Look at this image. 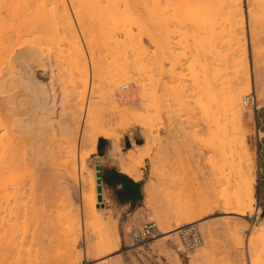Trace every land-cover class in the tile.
<instances>
[{
  "label": "bare ground",
  "instance_id": "6f19581e",
  "mask_svg": "<svg viewBox=\"0 0 264 264\" xmlns=\"http://www.w3.org/2000/svg\"><path fill=\"white\" fill-rule=\"evenodd\" d=\"M46 1H49V4H45ZM46 1L43 2L45 8L43 6L42 9L43 11L44 9H46L45 13L47 12V14L50 11V21L52 22L51 24H53V28H55L52 30V32L54 31V36L56 38L53 36L54 38H51V41H53L55 45L58 44L57 47L59 48V52L61 51L59 54L60 57L64 56L62 57L63 59L68 57L66 59L69 61L71 74L75 73L78 75V77H74L72 89H70L71 93L69 91L68 94L66 93V97L62 99V97L60 96V90H58L57 87L58 83L56 81L53 53L49 51L50 49L46 53L43 51L44 47L41 46L43 44L40 45V48L38 46L39 43H36V45L35 43L33 44L31 42V46L29 45L27 46V48H20L16 46L18 41L16 44L14 43L15 45L11 43L12 41L10 42L13 37L18 38L22 36V25L20 28V25L18 24V22H20V16H23L20 15L22 13V11L20 10V6L22 8V3L21 0H5L4 2L8 4L6 7L7 10H4L3 8L5 7L3 6V8H0L3 9V11H6V14H3L0 10V113L2 112V110L3 112H12L13 109L9 106V104H12L11 102H17L18 105L22 104V102L24 101L23 97H20L21 95L19 96L18 94H16L18 92H12V90H15L17 87H19V84H23L27 85L31 90L30 92H32L31 99L34 103L33 113L35 117L30 116V118H22L23 120H21V117L19 118L18 116H16L18 118L12 117L14 119L9 120V118L6 121L9 120L11 125H14L15 127L17 126L19 128L26 127L24 125H32L33 130L40 126L52 127L53 129V127L57 123L60 124L59 134H61V139H63L59 145H65V148H61H63V150L66 149V152L63 151L61 153H65V155L67 153L66 156H68V158L66 156L65 158L61 157V159L63 160L61 165L65 168V170H67L68 173L77 169L76 157L78 152V156L80 159L79 168L81 173V184L82 186L83 184L85 186L88 185V190L90 189L89 193H83V206L85 209H83V211H86L85 213L86 216L88 215L87 217L90 216L92 219L94 218V220L96 219L97 221L102 220L103 222L107 217V223L105 221V223L108 224L107 226H109V223H111V226L113 225L112 228L109 227L108 229L107 227L108 230L106 231L109 232H105L106 234H104V236H101L102 239L100 238V242L99 240H97L98 243L96 242L97 244L95 243L94 248L92 247L96 250L99 256H106L119 249L120 235L117 233L116 238L113 239V237L115 236L113 234V231L114 229H116V223L114 222L115 218H113L111 214H108L106 209H103L101 211V207L99 208V206L97 205V198L98 194L100 193L94 177L95 174L91 173L89 174V176H82V169L85 167V162L90 153L81 151L82 149L80 148L81 146H85L96 151L98 140L100 137L109 139L115 138V134L110 130L112 125L114 124L113 117L116 115L128 117L126 118L125 123L121 125V127L126 130L137 125L147 129L148 132L145 133V141L142 144L134 143V146L132 148H129L125 153L122 152L121 145L117 144L111 150V155H113L112 157H114V159L118 161L123 172L129 174L137 180H140L143 178L144 174L143 167L145 165V159L151 155L152 149L155 145L154 143H156L152 134L153 126L150 125V123L152 122H150V115L148 114L147 110L138 113L132 108L120 109V106L123 102L120 103L122 99L120 100V102L117 100L116 97L119 96V94H116L117 96H114L112 100L113 105H111L112 107L107 110V112L104 109V106L101 104V100L98 99L95 101L94 99L92 106L91 104H89L86 108L82 128L79 127L80 124L78 123H80V114L82 112L81 100L85 98L89 85V66L86 62L82 41L80 39V36L78 35L72 17L70 16L68 8L66 6V0ZM0 2L3 1L0 0ZM71 2L75 4V12L79 16L83 33L85 35L87 34L86 37H89L90 30L88 29L90 27H88L87 29V27L84 25V15H87L88 9H90L91 12H93L90 19L95 22L97 26H92V30L98 29L97 34L100 35L96 38L95 36L92 37L94 38L93 40H99L97 41L100 42V44L98 45L99 48L101 45V50H105L111 53L116 58L124 59V61L119 65L118 71L116 72L117 78L114 82H116L117 84L115 85H118L123 81H134L135 79L141 80V76L148 71V67L151 65H156L158 69L162 71L165 68L164 62L167 61L170 63V67L168 68L169 74L172 80L176 82V85L173 88L175 96L174 98L177 97V99L179 98L180 101L184 93H182V90H184L182 89L184 74L180 70V67L183 66V60H191L189 68L193 76L194 84L205 98V100H203L201 97L198 100L199 105L206 113V115L211 118L212 126H215L216 128L215 130L214 128H212L213 130L210 128L211 130L209 132L210 136L212 137L211 140H214V144L215 142L218 143L217 146L220 147L225 138L229 140L227 132L229 130H232L236 136L235 139L238 141L237 152L239 154L238 157L240 162L239 173L244 180V194L236 200V205L238 206V210L236 213L244 214L247 209L253 211L254 204L256 202V196L254 193V180L256 175V148L250 144V137L248 138L249 131H247V128L249 129L250 127H248V125H251L252 129L250 128V130H252V132L254 131L255 118L253 113L251 111L249 112L248 109L246 110L249 113H245L246 107H244V104L242 102V95L251 89V84L253 81L257 83L256 87L259 91V109L264 106V57L257 56V59H254L256 61V63H254L255 69L252 68V65H250V62L248 61L246 52V18L243 0H71ZM32 3L34 2L32 1ZM47 5L51 7H49L48 10L46 8ZM251 9L252 8H249V11H252ZM19 10L21 12H19ZM249 15L252 17L251 12ZM47 21L42 22L47 23ZM26 22L24 23L26 24ZM43 23L39 24L43 25ZM33 24L31 26H33ZM60 30L62 33H60ZM253 31L252 32L254 33V36L252 37L254 38L252 40H254L253 47H255V49L253 50L258 54L259 50H257L256 48L259 46L261 38L259 37V32L256 31L258 34L255 32V28ZM90 39L88 42L90 43L89 46L91 45L94 49L95 43L96 46H98V42H93V40ZM7 41L8 43H6ZM61 43H65L67 46L64 44V47H60ZM64 48L67 50L66 53ZM130 57L133 59V63L130 61ZM63 59L61 60L63 61ZM37 67H42L47 70L50 77L47 82L38 79L35 76L34 69H36ZM24 70H27L29 76L24 75ZM222 73H224V78L222 77ZM92 76L94 78L93 70ZM136 76L137 78H135ZM218 84H223L224 86L222 85L219 87ZM141 85H143L144 87V84ZM79 87H82V89H79ZM118 87L119 86H116V88ZM8 92L9 94H7V96H2ZM10 92H12V94ZM132 96L133 95L131 94V98ZM121 97L124 101L128 96ZM64 101L66 102V106ZM182 101L184 100L182 99ZM62 102L64 103V105ZM176 103L180 104L178 102ZM61 105L62 107L65 106L62 109L63 111H59V107H61ZM15 111L16 110H14V112ZM8 114L9 113H7L6 117H10L8 116ZM60 117H62L64 120L66 118L65 122L63 121V119H60ZM3 124L5 128L6 123ZM9 126L8 128L10 129ZM57 127L59 126L57 125ZM5 129L7 130V128ZM6 130H4L5 134L7 133L10 136L6 138L7 135H4V137L6 136L5 138L7 139V141L4 137L3 138L5 140L0 137V145L2 147H6L9 145V147H7L8 149L10 148V145L11 147L12 145H17L16 147H18V143L21 140H19L18 143H16L17 141H15L16 144H13V140L15 137L12 138V135L8 133V130ZM40 130L41 129H39V131ZM259 133L261 134L262 131L259 130ZM15 134L17 135V133ZM16 138L18 139L17 136ZM2 147L0 149V152L2 150ZM12 149H14V147ZM12 149L10 150L12 151ZM19 149H17V151ZM6 151H3V155L0 154V241H3L0 244H2V246L4 245L2 248L5 249H0L2 251L4 250V252L1 251L2 254L0 255V264H57L60 261L61 262L59 264H70V261L72 262L73 260L72 257H74L75 251L78 255L80 252L78 248L79 236H77V232L81 231V220L79 214L80 211L78 212L79 208L77 209L78 206H76L75 210V207L73 208L72 205L68 204V206H70L67 208L68 211L65 210V212L63 210V215L59 213V215L57 214L59 217L57 216L58 220L56 223L58 225H56L57 228L59 227L60 230L62 229L61 239L63 242V246L61 247H64V250L60 255L61 258L63 255V259L56 263L55 260L59 257L58 255L57 258L54 256L55 260L52 261L53 257H47L46 254L43 253L44 250L41 252V250L45 246L41 249V246L44 244H42L43 240L41 239H43L44 236L40 237V232H38L37 230H32L35 234H31L34 236L31 237L33 239H30L28 237L30 240H27L28 238L26 236L29 235H27L28 233H25V229L23 233L22 228H24L25 225H23L22 221H20V213L21 215H24V217L29 215L28 213L31 214V212L32 216L36 215L37 213L33 215L35 209H33L32 207L34 205H31V208L33 210H31L30 212L27 208L28 205L26 204V202L24 201L25 203H22V201L19 200L21 199V197H23L21 196V193L23 192L20 193V189L22 187H19V184L22 183L19 182L20 180H18V173L21 171H17V173L13 172L17 167V164L19 163L16 160L20 157L19 153L17 154L18 156H16L13 153L15 151L14 149L13 152H9L11 153V155L16 156V158L13 156H8V158H5L4 154L6 155V153L4 152ZM32 152L35 153V150H32ZM15 153L17 152L15 151ZM24 153L25 152L23 151V155ZM66 158L67 160H65ZM15 165L16 167L14 168ZM18 168H16L15 170L20 169ZM24 168L26 167L24 166ZM76 171L77 170H75V172ZM13 173L17 174V179H15L16 175H14ZM17 180L19 184H17ZM11 186L13 188L10 189ZM155 188L157 187L152 179H149L144 185V191L146 195L145 201L147 206H155L154 203L152 204V202L155 201ZM10 196H13L12 198H14L13 200L16 202L15 204L14 202H12L14 206H12L13 204L9 201ZM156 202L157 201H155V204ZM25 204L27 206H25ZM175 208L174 210L176 211ZM160 211L163 210L161 209ZM177 211L175 213H159V215L156 216L158 217L157 219L160 224H163V227H161L162 237H157L161 239L163 243L166 240L170 239L176 240L178 238L179 228L182 226V224L192 223L197 218L196 215L190 214L187 210H184V212L182 210L178 212ZM140 215L138 214L137 216ZM24 217L23 219H25ZM172 219H177L176 225H170ZM85 222L82 223L84 224ZM99 222L101 223V221ZM26 229H28V227H26ZM37 232L38 236H36ZM29 233L32 232L30 231ZM51 233L53 232L51 231ZM57 238L60 239L58 235ZM159 239H157V241H159ZM60 240L59 244L61 243ZM26 241H28L29 243H27ZM30 243L32 245L29 246ZM203 247L204 246L196 248L192 253L188 255V264H201L204 261L207 256V251ZM47 250L45 251L46 253ZM248 251H250L249 248ZM51 253L50 255H55ZM70 254H72V256ZM174 254L175 255L170 256V263L183 264V260L180 255L178 253ZM71 258L72 260H70ZM249 261L250 264H252V261ZM101 262H103V260Z\"/></svg>",
  "mask_w": 264,
  "mask_h": 264
},
{
  "label": "rangeland",
  "instance_id": "374dc122",
  "mask_svg": "<svg viewBox=\"0 0 264 264\" xmlns=\"http://www.w3.org/2000/svg\"><path fill=\"white\" fill-rule=\"evenodd\" d=\"M2 1L3 2H0V8L3 7L6 8L8 4L4 2L5 0ZM32 1L34 3H32ZM45 1L46 0L44 1L21 0L22 8L20 6V10L22 11V13L20 15L23 16H20L19 19L20 22L18 21L17 22L20 25V28L22 25V30H21L23 31L22 33L24 32L25 33L24 34L21 33L22 36L18 38L11 37L12 40H10V42L12 41L11 42L12 44L14 43L16 44L18 41L16 46L20 48H24V47L27 48V46L29 45L31 46L32 43L33 44L39 43L38 44L39 47L41 44H43L41 46L44 47L43 51L46 53L50 49L49 51L53 53L56 81L58 83L57 87L58 90H60V96L63 99L66 97V93L68 94L69 91L71 93L70 89H72L74 77H78V75L75 73L71 74V67L69 65V61L66 59L68 57L64 59L62 58L64 56L60 57L59 54L61 51L59 52V48L57 47L58 44L55 45L54 42L51 41V38L55 37L54 31L52 32V30L55 28H53L52 26L53 24H51L52 22L50 21V15H51V14L49 15L50 11L47 14V12L45 13L46 9H44V11L42 9L43 6L45 8V5H43L44 4L43 2ZM263 1L264 0H243V6H244L245 18H246L245 28L247 35L246 52H247L248 61L250 62V65H252V68L254 69H255L254 63H256L255 60L257 59V56L264 57ZM47 3L49 4V1L48 2L46 1L45 4ZM66 4L69 14L74 22V26L82 41L86 62L88 63L89 66V85L85 98L81 100L82 112L80 114V123H78L80 124L79 127L82 128L86 108L89 104H91L92 106L94 99L95 101L98 99L101 100V104L104 106L106 112L112 107L111 106L113 105L112 100L114 96L116 97L118 94L119 96L116 97L117 100L120 102V100L122 99L120 103L123 102L120 106V109L132 108L138 113L147 110L148 114L150 115V122H152L150 123V125L153 126V127L151 126L152 134L156 143H154L155 145L152 149L151 155L145 159V165L143 167V170H145L146 173L145 181L147 182L149 179H152L157 187L155 188V194H154L155 197L154 199L157 202L156 204L155 201L152 202V204L154 203L155 206L153 207L151 205L150 207L147 206V204L143 201L142 204L140 205L141 208L139 207L136 210L138 212L136 211L124 212L122 209L116 207L113 204V202L109 199L105 190H103V187L99 185L98 170L95 167L94 161L91 159L92 154L95 151L89 147L81 146L80 148L82 149L81 151H86L90 153V155L88 156L85 162V167L82 169V176H89V174L91 173L95 174L94 177L97 182V186L100 193L98 194L97 205L99 206V208L101 207L100 208L101 211L103 209H106L108 214H111L113 218H115L114 219L115 221L114 220L113 221L116 223V229H114L113 231L114 233L110 232L115 235L114 237L112 236L113 239L116 238L117 233L120 235L119 249L106 256H99L96 250L93 249L95 243L97 242V240H99L100 242L101 236H104V234H106L105 232H107L106 230H108L109 227L112 228L113 225L111 226V223L108 222L109 226H107L108 225L106 224L107 223L106 220L108 219L107 217L106 220L103 221L104 223L106 221L105 223L106 225H105L102 222V220H99L101 221L100 223L96 219L95 220L94 218L92 219L90 216H89L90 218L87 217L88 215L86 216L85 213L86 211H83L84 209L83 193L84 194L89 193L90 189L88 190L89 188L88 185L85 186L83 184V186H85L83 187L81 184V179H80L81 173L79 168L80 159L78 156V152L76 157V163H77L76 165L77 169H75L77 170L76 172L75 170L69 172L70 173L69 175L67 170H65V168L61 165L63 161L61 157L65 158L67 153L66 155L65 153H61L63 151L66 152L65 151L66 149L63 150V148H65V145L63 146L59 145L63 139V138L61 139L62 136L61 134H59L60 124L57 123L53 127V129L52 127L40 126L41 128L38 127L39 129H41L40 131L38 128L34 129L36 132L33 130L32 125L30 126L24 125L26 126L24 128L23 127L19 128L17 126L15 127L14 125H11L9 120L14 119L16 116H18L19 118L21 117V120L28 117L30 118V116L35 117L33 113L34 103L32 102L33 100L31 99L32 92H30L31 90L27 85L19 84L18 85L19 87H17L15 90H12V92L14 91L18 92L16 94H18L19 96L21 95L20 97H23L25 102L23 101L22 104H20L21 106L18 105L17 102H11L12 104L11 105L9 104V106L13 109L12 112H6V111L3 112L2 110L3 113L2 112L0 113L1 116L0 137L3 138L4 135H7V137L6 136L5 137L8 138L10 136L7 133L5 134L4 130H6L5 128H7V130L9 131L8 133L12 135V138L15 137L13 140V144L18 143L19 140L21 141L18 143V147H16L17 145L16 146L12 145L11 147L10 145L9 149L7 148L9 147V145L6 147H2L0 145V149L2 147L0 154L3 155V151L7 150L6 152H4L7 155L6 156L4 154L5 158L6 157L8 158V156L11 157L13 156L16 158V156H18L17 155L18 153L20 155L19 158L17 157L19 161L18 159H16L17 162H19L17 164V167L16 165L14 166V168L15 167L18 168L19 166L20 169L18 168L19 170H15L16 169L15 168L13 171L16 173L17 171L18 172L21 171L18 173L19 178L17 177L16 173H13L14 175H16V178L15 177L14 178L15 179L18 178V180H20L19 182L22 183L19 184L17 180V184L20 185L18 186L20 188L22 187L20 189V193L23 192L21 193V196L23 197H21V199L19 200L22 201V203L26 202V204L28 205L27 208L30 212L33 209L36 210V211L34 210L33 215L37 213L36 215H34L35 218L34 216H32V212L31 214L28 213L29 214L27 215L28 217L27 216L24 217V215H21L20 213V221H22L23 225H25V227L22 228L23 233L25 229L26 231L25 233H28L27 235H29L26 237L33 239L31 238L34 237L33 235L35 234L33 231L37 230L38 232H40L39 236L41 234L40 237L44 236L43 239L40 238L41 240H43L42 244L44 243L41 246V249L42 247L45 246L42 250L40 249L41 252L44 250L43 253H45L47 257L49 258L53 257L52 261L55 260L54 256L56 258L59 256L60 258L58 257L57 258L58 260L57 259L55 260L56 263L62 260L63 255L62 258L60 256L64 250L63 249L64 247H61L63 246V242L61 239L62 229L60 230L59 227L57 228L58 224L56 222L59 217L58 215L62 214L63 210L68 211L67 208L70 207L68 206V204H70L72 205L73 208L75 207V210H76V206H78L77 209L79 208L78 212L80 211L79 214L81 220V231L77 232V236H79L78 248L80 252L78 251L79 252L78 255L76 254L75 251L74 257H72L73 260L72 258L70 259L72 260L73 263L70 261V264H117V263L118 264L119 263L120 264H150V263L171 264L170 256L175 255L174 253H178L180 255V257L183 260V264H188L189 262L188 255L192 253L194 250L189 252L188 254L183 251V245L179 238V233H178V238L176 239L177 241L175 239H170V240H166L163 243L161 239L157 238V237H162L161 227H163V224L161 225L157 219L158 217H156L159 215V213H165V212L175 213L177 210L178 211L182 210L183 212L184 210H187L189 211L190 214L197 216L194 222L198 223V226L200 227L204 237V243L200 247L204 246L203 248L207 251V256L201 264H237V263L250 264L249 260L252 261V264H264V204L260 203L262 209H259L258 206L259 177L263 176L262 173H260V169H259L260 163L263 164V169H264V151H262V149H264V106L258 111H255L254 109H250L247 107L245 108V113L247 114L251 111L255 118L254 131L252 132V130H250V128L252 129L251 125L250 126L248 125V127L250 128L249 129L247 128V131L251 132V133L248 132V138L250 137L249 141L251 142L250 144L256 148V154H255L256 175L254 180V193L256 196V202L254 204L253 211L247 209L244 214H237L236 212L238 210V206L236 205L237 203L236 200L240 198L241 195L244 194L243 192L244 180L239 173L240 162L238 157L239 154L237 152L238 141L235 139L236 136L232 130H229L227 132L229 140L225 138L220 147L217 146L218 143L215 142L214 144L213 143L214 140L213 141L211 140L212 137L210 136L209 131L212 128H214V130L216 128L215 126H212L211 118L206 115V113L199 105L198 100L201 97L203 100H205V98L194 84L193 76L189 68V64L191 63V60L190 59L183 60V66L180 67V70L184 74V79L182 81V85H183L182 89H184L182 90V93L183 92L184 93L180 101L179 98L178 99L177 97L174 98L175 96H174L173 88L176 85V82L172 80L169 74L168 68L170 67V63L167 61L164 62L165 68L162 71L159 70L156 65H151L149 66L150 68L148 67V71L141 76V80L135 79L134 81L132 80L123 81L120 82L118 85H115L117 84L116 82H114L115 79L117 78L116 72L118 71L119 65L124 61V59L116 58L111 53L105 50H101L100 49L102 48L101 45L100 48L98 45L100 44V42H98L99 40L98 39H96V41L93 40L94 38L92 37L95 36L96 38L99 37L100 35L97 34L98 29L92 30L93 27H97V26L96 23L90 19L93 12H91V10L88 9L87 15H84V25L87 27V29L88 27H90L88 29L90 30L88 38L89 39L92 38L90 40H93V42H98L97 43L98 46H96L95 43L94 49L91 45L90 47L89 46L90 43H88L89 39L86 37L87 34L85 35L83 33L81 29L79 16L75 12L76 10L75 4H73L71 0H66ZM49 7H50L49 5L46 6L47 10L49 9ZM5 8L3 9L7 10V8L6 9ZM249 8H252L251 9L252 11H249ZM3 9H0L1 12L3 14H6L5 13L6 11H3ZM20 10L19 12H21ZM39 10L42 11L40 12ZM250 12L252 17L249 15ZM45 18L49 20L47 21ZM42 21L43 22L47 21V23H43ZM24 22H26V24ZM39 23H43V25ZM32 24L33 26H31ZM254 28H255V32L256 31L259 32L260 35L259 37L261 38L259 42V46L256 48L257 50H259L258 54L253 50L255 49V47H253L254 40H252L254 38L252 37L254 36L253 33ZM61 30L60 33H62ZM251 40L253 41V43ZM8 41L6 43H8ZM64 44L61 43L60 47H64ZM66 51L67 50L65 49V53ZM61 59H63V61ZM59 60H61L62 62ZM64 60H66L67 62ZM130 61L133 63V59L131 57H130ZM92 70H93L94 78L92 76ZM250 70H251V66H250ZM23 73L25 76L26 75L29 76L27 70L26 71L24 70ZM34 73L38 79H41L45 82H47L50 79L49 74L45 68L37 67L36 69H34ZM223 74L224 73H222V77ZM135 78H137V76ZM124 84H129V88L127 90L122 89V86ZM141 84H144V87ZM222 85L218 84L219 87ZM116 86L119 87L116 88ZM256 86L257 83L252 81L251 89L242 95V102L244 96L250 93L252 90H255L257 96H259V91ZM25 87H27L28 89ZM79 89H82V87H79ZM12 92L10 93L12 94ZM7 94H9V92L5 93L2 96H7ZM131 94L133 95L132 98H131ZM121 96L124 97L128 96L126 100H124L125 102L123 101V98ZM259 98L260 97H258V99ZM182 99L184 101H182ZM176 102L180 104H177ZM64 103L66 106L65 101ZM259 105H260V101L258 104V108ZM64 107H62L61 105V107H59V111H63L62 109ZM246 109H248L249 112H247ZM14 110L16 111L14 112ZM7 113H9L8 116L10 117H6ZM113 118H114L113 119L114 124L112 125L110 130L115 134V138L112 139L113 141L115 140L114 145L116 144L120 145L119 143L120 139L123 137V135L126 132L129 131H137L140 135H142V143H144L146 138L145 133L148 132L147 129L136 125L125 130L124 128L121 127V125L125 123L126 118L128 117L116 115ZM7 119L9 120L6 121ZM60 119L63 118L60 117ZM65 120L63 119L64 122ZM3 123H6L5 128ZM57 125L59 127H57ZM8 126L10 127V129L8 128ZM24 129L27 131H25ZM259 129L260 131H262L261 134L259 133ZM12 130L15 132H13ZM15 133H17V135ZM259 134L261 140H259ZM16 136L18 137V139L16 138ZM22 136H23V140H22ZM15 141L17 142L15 143ZM35 146H38L39 148ZM13 147L17 153H15L14 149H12ZM10 149H12V151ZM17 149L19 150L17 151ZM32 150L33 151L35 150V153L32 152ZM9 151L10 152L14 151L13 153L16 156L11 155ZM23 151L25 152L24 155H23ZM66 157L68 158V156ZM67 158L65 160H67ZM20 166L23 167L21 168ZM24 166L26 168H24ZM21 179L23 182L21 181ZM11 188L13 187L11 186L10 189ZM261 195L264 198V180L261 182ZM12 197L13 196H10L9 201L11 203L14 202L15 204L16 202L13 200L14 198ZM14 204L12 206H14ZM26 204L25 206H27ZM31 205L32 206L34 205L32 207L33 209L31 208ZM174 208L176 209V211L174 210ZM158 209L160 210L162 209L163 211H160ZM138 214L139 215L141 214L140 215L141 217L137 216ZM23 217L25 219H23ZM24 220L25 221L28 220L26 221L27 223ZM147 220H154L159 226L157 230V237L151 239L146 244L137 245L136 243H134L132 239V231L137 228H140L142 224ZM176 221L177 219L176 220L172 219L170 225L172 224L176 225ZM82 222L85 223L83 224ZM183 225L185 224H182V226ZM26 227H28V229H26ZM57 229H59L60 231ZM46 230L47 231L49 230L48 233ZM30 231L32 233H29ZM51 231L53 233H51ZM38 232L36 236H38ZM57 235L60 237L61 240L57 238ZM29 238L27 240H30ZM157 239H159V241H157ZM46 240L49 242H47ZM59 240L62 244L61 243L59 244ZM1 242L3 241L1 240L0 243ZM26 242L29 243L28 241ZM30 245L32 244L30 243L29 246ZM0 246H1L0 249H4L2 248L4 245L2 246V244H0ZM248 248L250 251H248ZM4 250L3 251L0 250V255L2 254L1 251L4 252ZM46 250L47 253L45 252ZM51 252L55 255L53 256L50 255ZM72 254L70 255L72 256ZM102 260L103 262H101Z\"/></svg>",
  "mask_w": 264,
  "mask_h": 264
},
{
  "label": "crops",
  "instance_id": "0c3cea01",
  "mask_svg": "<svg viewBox=\"0 0 264 264\" xmlns=\"http://www.w3.org/2000/svg\"><path fill=\"white\" fill-rule=\"evenodd\" d=\"M141 140L142 135L137 131L126 132L119 142L122 152H127L129 148L134 146V143L140 144ZM114 146L112 139L100 137L97 149L93 152L91 159L94 161L98 176L101 177L103 190H105L109 199L124 212H133L140 207L143 201L146 203L144 191L146 173L143 170V178L137 180L123 172L118 161L111 155ZM262 175L259 177L258 198L260 203L264 204V198L261 195V182L264 180V172Z\"/></svg>",
  "mask_w": 264,
  "mask_h": 264
},
{
  "label": "built area",
  "instance_id": "2783aa9c",
  "mask_svg": "<svg viewBox=\"0 0 264 264\" xmlns=\"http://www.w3.org/2000/svg\"><path fill=\"white\" fill-rule=\"evenodd\" d=\"M128 88H129V84H124L122 86L123 90H127ZM243 104L247 108L250 109L252 108L255 111L259 110L258 108L259 99L255 90H252L250 93L244 96ZM259 140H261L260 134H259ZM259 169H260V173L264 172L262 163L259 164ZM98 180H99V185L102 187L100 176H98ZM258 206L259 209H262L260 205V201H258ZM157 230H158V225L156 221L147 220L142 224L140 228H137L132 231V239L134 243H136L137 245L146 244L151 239L157 237ZM178 233L181 243L183 245V251L187 254L195 250L196 248L200 247L204 243V237L202 231L198 226V223L196 222L183 225L182 227L179 228ZM150 264H155V263H150Z\"/></svg>",
  "mask_w": 264,
  "mask_h": 264
},
{
  "label": "trees",
  "instance_id": "16d2710c",
  "mask_svg": "<svg viewBox=\"0 0 264 264\" xmlns=\"http://www.w3.org/2000/svg\"><path fill=\"white\" fill-rule=\"evenodd\" d=\"M139 143L142 144V140Z\"/></svg>",
  "mask_w": 264,
  "mask_h": 264
}]
</instances>
